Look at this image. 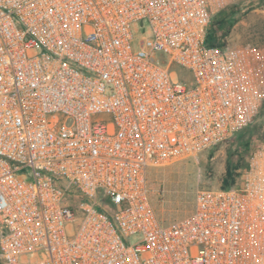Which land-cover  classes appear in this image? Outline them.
I'll return each instance as SVG.
<instances>
[{
  "label": "built area",
  "instance_id": "2783aa9c",
  "mask_svg": "<svg viewBox=\"0 0 264 264\" xmlns=\"http://www.w3.org/2000/svg\"><path fill=\"white\" fill-rule=\"evenodd\" d=\"M224 2L0 0V264H264V140L173 223L147 181L260 111L251 50L207 45Z\"/></svg>",
  "mask_w": 264,
  "mask_h": 264
},
{
  "label": "rangeland",
  "instance_id": "374dc122",
  "mask_svg": "<svg viewBox=\"0 0 264 264\" xmlns=\"http://www.w3.org/2000/svg\"><path fill=\"white\" fill-rule=\"evenodd\" d=\"M259 4V0H225L213 17L221 15L222 18L233 14L231 17L235 23L229 28L223 44L237 48L248 47L253 62L259 60L264 64V8ZM132 35L133 48L137 49L142 29L133 27ZM156 58L162 66H167L164 54L157 53ZM262 66L261 75H264ZM170 70L177 71L178 67L172 66ZM261 114L258 113L253 122L252 126L256 127L257 133L253 135L248 149H244L243 142L237 139L238 131L193 158L153 168L148 172L151 203L161 222L170 224L187 216L192 211L197 192L201 190H229L240 185L251 150L264 140V114ZM139 239L134 235L125 243L132 245Z\"/></svg>",
  "mask_w": 264,
  "mask_h": 264
},
{
  "label": "trees",
  "instance_id": "16d2710c",
  "mask_svg": "<svg viewBox=\"0 0 264 264\" xmlns=\"http://www.w3.org/2000/svg\"><path fill=\"white\" fill-rule=\"evenodd\" d=\"M259 3H260L259 5H261V7L264 8V0H259ZM231 15L233 14L224 15V17L222 18H221V15H217L215 17L212 16L213 18L210 23V26L208 29V36H207L208 46L220 47L222 49L228 47L225 44H223V41L229 34V28H231L235 23V21L232 20ZM263 60H264V57H263ZM255 66L257 70L259 71L260 76H262L261 81H262V86L264 88V75H261L262 74L261 66L264 67V64L263 63L261 64V61L259 62V60H256ZM259 113H262L261 115L264 114V97H263V101H262ZM253 122H255V119L253 120ZM253 122L249 126L243 128V130H240L238 134L236 135L237 139L243 142L244 149H248L249 143L253 135L257 133L256 127L252 126ZM263 135H264V132H263ZM247 165H248V161L245 165V168L247 167Z\"/></svg>",
  "mask_w": 264,
  "mask_h": 264
}]
</instances>
